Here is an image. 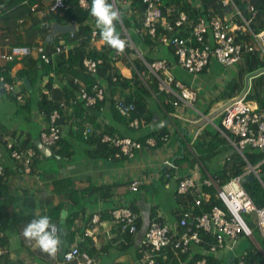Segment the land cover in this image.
Wrapping results in <instances>:
<instances>
[{
    "label": "built area",
    "instance_id": "obj_1",
    "mask_svg": "<svg viewBox=\"0 0 264 264\" xmlns=\"http://www.w3.org/2000/svg\"><path fill=\"white\" fill-rule=\"evenodd\" d=\"M133 0H111L116 8L120 11L122 8H130ZM145 8L142 14V28H135V31L141 34L148 33L152 37L156 36L157 30L162 28V34L159 38L161 45H168L174 49L177 55V61L170 63L165 58L153 61H147L138 46L134 43L130 33L124 27L123 37L127 41L124 53L119 54L113 50L114 58L121 60L126 58L130 63L132 70L136 71L140 79L148 89L154 82L157 84L159 91L167 93L169 100L176 110L183 107H194L198 98V92L178 80L174 74L175 67H181L191 74H198L208 67V65L216 60L226 67L235 66L246 54L252 52H260L264 56V28L255 31L252 23L257 15V9L254 4L249 3L247 11L251 14L246 17L238 8L234 0H223L224 16L214 14L209 18H200L196 22L189 20V15L185 11H178L174 4L166 6V14L163 13L161 0H142ZM79 4L83 9H90L91 0H79ZM68 7L66 0H35L31 5V11L36 15H44L47 12L58 13ZM3 6H0V15L3 14ZM22 22V20L20 21ZM122 23V19L120 21ZM69 24L75 25V32L79 28L78 21L73 20ZM189 30V35H183L184 31ZM52 29L42 39H36L35 45L8 46V50L0 54L1 59L5 62L13 61L15 58H22L31 55L33 52L41 53L42 59L50 62V57L45 52L44 45H55ZM71 32V33H72ZM57 35V34H56ZM251 35L252 39L247 40L246 36ZM244 36V38H243ZM92 42L95 46H101L104 41L99 38V29L95 27L92 30ZM161 46L156 48L160 50ZM68 47L57 45L55 53L67 52ZM141 58L147 67V71L152 74L146 75L145 71H140L136 64L135 58ZM102 60H94L86 58L84 66L86 73L96 74L98 65ZM98 79L91 87V91L85 82L80 83L81 87L76 92V96L72 99L74 103L84 102L86 107L95 106L99 101L106 99L107 87ZM116 80V78H114ZM16 82H8L5 76H0V90L4 92H13L18 99L23 98V94L18 93ZM154 95L157 93L155 91ZM18 93V94H17ZM114 107L123 116H129L135 110L133 101L126 102L122 96L115 98ZM61 107L65 104L61 102ZM167 113V112H166ZM168 114V113H167ZM178 117L177 112L170 113L168 116L169 123L172 117ZM222 126L226 131H221L228 139L232 150L240 155L245 167L241 174L235 175L227 182L221 183L219 177L215 174L207 173L201 179L193 176H178V164L172 159L163 161V168L167 178L175 177L178 181L177 193L179 195L192 198V208L183 211L179 217L177 224L170 225L152 218L146 224L139 222V214L129 207L120 206L112 210L113 218L112 227L119 224L122 231H127L134 235V242L141 247L142 251L150 250L147 256V264H163L155 257L162 260H168L169 253L180 258L190 252L191 244L200 245L205 250L202 257L198 258L195 264H209L208 256L222 259L227 257L233 260L238 258L236 254L241 237L254 239L253 227L247 221V217H251L264 239V206H257L253 201L250 193L245 188L243 182L249 174L254 175V180H259L264 188V181L260 177L264 158L256 164L249 161L246 153L264 152V110L253 106L246 101L244 96H235L230 98L221 112ZM61 119V112L55 109L50 116V121L40 135V141L44 146H53L64 134L65 124L58 123ZM72 124V123H70ZM133 128L141 126L140 120L134 118L130 122ZM73 130L79 131L80 124H72ZM84 128V127H83ZM175 130L158 135L149 136L144 143L133 138L122 136L118 133L111 135L103 134L102 141L121 147L126 153L133 156L137 150H150L158 146V140L168 142ZM97 130L87 124L82 131L85 139H89ZM6 147L11 151V158L14 163L21 167L22 175L31 174V163L37 156V150L34 146L20 147L17 139H8ZM228 160H232L233 152L228 153ZM5 172L2 160H0V175ZM142 181L134 180L130 187L133 191H138ZM211 193H210V191ZM213 192V194H212ZM217 201L215 204L213 202ZM207 209L197 214L194 212L196 207ZM98 215L93 217V223H99ZM58 227V226H57ZM59 229V227H58ZM60 230V229H59ZM112 230V229H111ZM111 230L106 231V236L111 235ZM60 232V231H59ZM87 235H93L92 230H86ZM203 234L213 237V241L209 242L208 238L204 239ZM257 247L262 251L264 256V248L260 245ZM4 251L0 249V254ZM79 255L77 245L71 246L68 250L62 252V259L65 262L72 261ZM237 264H246L245 260L240 259Z\"/></svg>",
    "mask_w": 264,
    "mask_h": 264
},
{
    "label": "crops",
    "instance_id": "obj_2",
    "mask_svg": "<svg viewBox=\"0 0 264 264\" xmlns=\"http://www.w3.org/2000/svg\"><path fill=\"white\" fill-rule=\"evenodd\" d=\"M263 23L264 15H261L253 22L252 28L255 31H259L256 28H260ZM36 35H38L37 32H35V36ZM7 47L8 46H0V54L7 51ZM251 54H255L257 58V63L253 65V60L247 58V56ZM121 62L122 61L119 60L117 66L122 74L128 78L133 77L132 68L126 64L128 67L125 66V68L130 72H128V74L124 73L123 67L120 66ZM216 62V60H213L205 71L197 75L190 74L189 72L186 74L185 69L178 66L174 68L173 71L176 78L198 92V98L194 107H183V109L176 110L179 115L177 117L179 129L176 131L178 135L172 134L168 142H162L161 145L150 150L140 151L132 159L123 158L107 161L106 158L104 159L99 155L90 153L85 146L79 149V145L76 144L77 150H80V154L82 155L80 158L77 160H75L74 157L73 159H63V162L56 163L52 160L51 155L44 154L40 149L41 154L38 156V163L34 166L33 172L29 175H21V171L17 170L13 160L8 157L6 148L0 144V158L4 161V167L7 165L10 167L9 169L13 170L7 178V183L5 182L6 188L0 191V226L4 229L3 232L9 237L10 254L12 259L16 261V264H42L36 262L33 257L41 258V260L46 258L45 255L47 254L41 252L35 242L26 241L22 236L24 227L36 216V218L48 216L51 222L60 228L59 235L62 244L57 257L58 260H61L63 263H75L72 261H63L62 252L67 250L72 244H79L87 253H85L84 259L81 258L80 260L77 258L79 260L78 264H112L119 262L147 264L146 259L151 251H142L141 247L138 246L136 242H133V244H131L132 246H130L127 251L117 249V246L123 243L121 242V237L114 233L112 220L108 212L121 204H127L137 208L142 226L152 218H157L159 221L170 225L177 224L181 213L188 209L189 203H192V198L177 193V178H167L165 176V170L162 164L163 161L166 159H173L175 163L178 164L177 170L180 178L181 176H193V173L189 172L188 168L196 162L194 159V156L197 158L195 153V141L198 139L197 137L201 136L203 131L205 133L203 139L207 138L206 140L214 143V146L207 145V147L209 146L215 149L220 146V151H222L226 145L231 147L228 139L225 138V135L221 132L222 130L219 129L221 124L216 122V119H219V121L221 120V111L227 100L237 95L244 96L245 100L250 102L253 106L264 110V56L257 51L246 54L244 59L234 66L237 69L238 75L235 74L236 71H227L224 76L222 74L218 76V78L209 75V73L212 72L211 65L215 66L216 69L224 68L219 63L216 64ZM5 63L7 62L0 57V67L5 65ZM19 67L20 65L14 66L13 70H11L12 76L16 74ZM80 79L82 80L83 78ZM212 80H216L220 86L218 87ZM102 83L107 87V97V95L109 96L112 92L109 90L110 88L108 89V84L106 82L102 81ZM21 85L18 87L20 88L17 89L18 91H21ZM134 85L127 89L125 93L132 95L137 88V86ZM56 86L57 85H55V87ZM6 93L5 91L0 94ZM122 93L119 91L114 92V98L121 96ZM51 95H53L54 100L61 101L65 99L63 91L59 89V86L54 89V93H51ZM24 96L29 97L28 94ZM9 97L12 96L9 94ZM155 97L157 98V95ZM150 104L155 110L154 114L160 116V121L164 123L168 120L167 111L163 108L161 103L153 100ZM114 111V108L109 104H104L100 110L95 107L87 109V112L92 113L96 121L101 123L100 128L106 129L107 125H111L122 130V132L119 133L123 134L122 122L116 117ZM15 112L16 108L14 114ZM71 114V111H67V116ZM76 116L80 119L78 115ZM76 116L74 115V117ZM34 117L37 123L38 121L42 123L37 112H34ZM74 117L72 119L67 120L65 118L62 120V123L65 124L64 133L66 136H70L69 130L72 128L71 125L73 124L70 123L74 122ZM5 119L6 118H0V126L6 124L8 128L13 129L16 132L15 137L17 141L23 147L28 145L31 146L33 142L36 144L37 140L40 139V133L36 132L34 129L36 127V125H33L34 122L27 123L23 126V122L19 120L10 124L7 121V123H4L3 120ZM88 124L92 126V122ZM148 124L147 122L146 126H148ZM150 127L159 131L160 128L163 127H166L167 131L175 130V127L170 126V124L158 126L151 122ZM145 132L146 130H144V128L134 130V138L142 137ZM198 134L200 135L198 136ZM223 138L227 140V142L221 141ZM89 149L92 152L93 149L91 147H89ZM188 152L194 155H192L191 160L180 162V159L187 156ZM233 157L234 154L232 156L234 160ZM59 158L60 156H58V159ZM197 160L199 161V159ZM47 163L50 166L43 167V164ZM181 171L183 173H181ZM63 177H71L76 187L77 197H84L86 198L85 200H88L85 202L86 205H83V209L75 216L74 222L71 225L72 229L78 230L75 240L72 243H70L65 236L67 230L65 218L71 211L70 206L72 201L69 200V195H58L52 188V182L55 179ZM193 177L200 179L202 175ZM134 180L142 181L138 191H133L130 187ZM159 180L162 182V186L158 184ZM151 190H153L152 193H149ZM189 200L190 202L187 203ZM35 203H37V206H34ZM60 205H63L62 209ZM27 209L31 210V212L27 211ZM64 210L67 211V214L62 216ZM19 211L22 212L19 214ZM15 215H17V223L14 221ZM95 215L99 216V223H93V217ZM86 230H92L93 235H87ZM108 230H111V235L106 236L105 232ZM113 238L116 239L113 240ZM125 242L127 243V241ZM130 242L131 241H129L128 244H130ZM263 243V237L259 240L256 236L254 239L243 236L240 239L236 254L240 255V253L244 251L247 252L255 248L264 259L262 251L257 247V245H260L264 248ZM108 244L113 245L108 253H103L101 251L97 253L95 247H105ZM137 248L139 249L136 250ZM93 249H95L96 254H94V252L92 253ZM204 250L205 248L202 246L192 243L189 255H187V260H183L182 257L181 260L179 258V260L172 263L175 264L176 262H180V264H189V262L196 258V255L198 256L200 253H203ZM170 255L171 253H169V257H171ZM155 259L159 262L166 261L158 257H155ZM216 262L231 264L228 255L222 259H214V264Z\"/></svg>",
    "mask_w": 264,
    "mask_h": 264
},
{
    "label": "trees",
    "instance_id": "obj_3",
    "mask_svg": "<svg viewBox=\"0 0 264 264\" xmlns=\"http://www.w3.org/2000/svg\"><path fill=\"white\" fill-rule=\"evenodd\" d=\"M33 1L35 0H0V6H3V11H4L3 14L0 15V46L35 45L37 43L35 35L34 37L29 36L28 38H25L23 34L27 33V31L30 28L35 27V32H37L38 37L42 39L44 36H46V34L49 32L50 29L48 27L43 28L44 23L49 24L51 22H57L59 24H69L73 20L78 21L79 23V28L77 31L72 33L68 32V33H61L55 35L54 36L55 45H51L47 43L44 45L45 52H47V54L50 57V62H46L45 60H43L41 53L33 52L31 55H28L26 57L15 58L13 61H9L5 63V65L0 67V76L1 75L5 76L6 81L8 82H16L17 80L23 81L22 83L23 90L18 91V93L23 94L22 92L31 91L34 86L38 87L36 101H34V98L31 96L25 97L24 94L22 99H18L16 94H14L13 92L6 91L17 101H24L21 105H17V107H15L16 112L14 114L17 120L23 122L24 124V125L22 124L23 126H25V124L30 122H34V123L37 122V120H35L34 117V112L38 113V115L41 118L40 120L42 121V123L40 122L39 124H37L38 126H40L38 131L40 135L44 130V128L47 126V123L50 121V116L55 109H58L61 112V119L58 120V123H62V120L65 118L67 120L72 119L74 115L75 116L78 115L80 117V119L77 116L74 117L75 118L74 122H71L73 124L76 123L80 124L81 128L79 129V131L73 130L71 128L69 130L70 139H67L66 134L64 133L62 137L53 146H51V149L53 151L51 157L53 161L57 163V162H63V159H73V157L77 152L76 144L79 145V143H83L84 146L88 148L90 153L92 154L94 153V155H99L104 159L106 158L107 161L108 160L114 161L123 158L132 159L138 154V152L142 151V150H137L135 151L133 156H130V154H126L121 149V147L111 145L110 143L102 141L103 134L108 133L111 135H116L119 132H122V130L111 125H107L106 129L100 128L101 123H98L96 121L92 113L87 112V109L90 107H86L84 105V102L82 101H79L78 103H74L72 101V99L76 96V92L81 87V85L76 81V78L77 79L83 78L82 81L83 80L85 81L90 91L94 82H96L99 78H101L102 81L108 84V89L110 88L109 90L112 93L109 96L107 95L105 100L99 101L95 106H93V108L95 107L96 109L100 110L104 106V104L111 105L112 108H114L115 110L114 112L116 117L120 119V121L122 122L123 130H124L122 136H127L144 143L147 137L149 136H158L159 134H164L167 132L166 127L160 128V131L157 129H152L150 127L155 112L154 108L150 104V102H152L153 100H156L157 102L161 103L163 108H165L168 113V114L166 113L167 116H169V112L170 113L176 112V108L172 104L171 100H169L167 93H165L164 91H159L157 89L156 82L152 84L151 89H148L146 85L143 83V81L140 79V77L138 76L137 72L134 70H133V77L128 78L124 76L121 70L119 69V67L117 66L118 59L114 58L113 56L114 49L110 48L105 43L102 44L101 46H95L93 44L92 30L96 27V25L94 18L90 15V9L88 10L83 9L79 4V0H66L68 7L65 10L59 11L58 13L47 12L44 15H36L31 11V5ZM161 1L163 4L162 9L164 14H166L167 11L166 6L170 4H174V6L177 8L175 14H177L178 11H185L189 15V20L193 22H196L200 18H209L214 14H220V10H223L222 0L219 1V6L217 8H214L213 0H161ZM234 1L238 6V8L244 13V15L246 17H250L251 14L247 11L248 6L242 0L240 1L234 0ZM251 2L255 5L257 9V15L255 17V20H257L261 15H264V0H251ZM109 3H111V0H109ZM144 8H145V4L142 2V0H133L130 8H122L121 11L123 13L122 23L119 22L117 24V29H119L118 33L121 30H123L124 27L128 30L129 33H130L129 31L130 28L133 29L142 28L143 24L141 23V19ZM129 18H133L134 21L132 22ZM21 20L22 22H20ZM263 27H264V23L260 28H256V29L261 30ZM161 30L162 28L157 30L155 37H152L148 33L141 34L140 32L137 31L134 36L130 34L134 43L138 46L140 52L147 61L155 60L156 53L159 52L156 51V48L161 44V42H159V38L161 37L162 34ZM119 34L121 35V33ZM181 34L189 35V30L184 31ZM122 37L123 35H121V38ZM99 38H101L100 35ZM246 39L251 40L252 36L247 35ZM58 44L64 47H68L69 50L67 52L64 51L61 53H55L56 46ZM168 47L170 52L173 54V57L167 60L170 63H174L177 61V55H175L173 48H171L170 46ZM126 50L128 53H130L131 49L130 50L126 49ZM86 58H92L94 60H102L101 64L98 65V72L96 74L85 72L86 69L84 66V60ZM247 58L253 60L252 65L257 63L256 62L257 58L255 54L248 55ZM126 60H125L126 64L128 66H131L130 63L127 62ZM135 64L140 71H145L146 75L148 74L152 76V74L147 71V67L141 58L139 57L135 58ZM16 65H20V67L16 71V74L12 76L11 70H13L14 66ZM25 77H28L31 83V87L29 89L26 88L25 86L24 83ZM114 78H116V80H114ZM134 84L137 86L136 91H134L132 95L126 94L125 91ZM55 85L57 86L55 87ZM58 86L59 89H62L63 96L65 98L61 101L54 100L53 95H51V93H54V89L57 88ZM117 91L121 93L123 92L121 96L124 98L126 102L133 101L136 105L135 110L132 111L129 116L121 115L114 107V103L116 100L113 94L114 92ZM153 91L157 93V98L154 96ZM61 102L65 104V107H61ZM67 111H71L72 114L67 116ZM134 118H138L140 120L141 126L139 128H133L130 126V122ZM177 120L178 118L173 116L170 125L179 128L178 125L179 123L177 122ZM87 122L88 123L92 122V126L97 130L92 136L89 137V139H85L82 134L83 129L88 124ZM147 122L149 123L148 126H146ZM142 128L146 130L145 134L142 137L134 138L135 135L133 136L131 132ZM172 134H177V133L176 131H174ZM200 134H198V136ZM15 136H16V132L13 129L8 128V125L4 124L0 126V144L3 145L8 151L9 158H11V151L6 147V141L11 138L15 139L16 138ZM204 136L205 133L203 131L201 136L197 137L198 139H196L195 142L198 148L202 152L204 151L205 153L207 150V145L214 146V143H211V141L206 140L207 138L203 139ZM221 141L227 142V140H225L224 138ZM17 144L18 146L23 147L18 141ZM161 144L162 142L158 140V146ZM31 146H34L37 150V156L34 157V160L31 163L32 172H33L34 166L37 165L38 163L37 159L38 156L41 154V150L34 142L31 144ZM89 147L93 149L92 152L89 149ZM195 153L201 161L200 154L197 152ZM58 156H60L59 159ZM80 156L82 155L80 154ZM238 156H239V160H241L240 162H237L236 164L230 166V168L220 171L218 172V174H216L219 177L221 183L227 182L230 178H232L235 175L241 174L242 171L244 170L245 162L240 155ZM246 156L251 163L256 164L264 158V152L249 153V154L246 153ZM0 160L2 159L0 158ZM2 162L4 165L3 160ZM263 166L264 163L262 164V167ZM15 167L17 168V170L21 169L20 165L17 166L15 164ZM9 168L10 167L5 165L4 167L5 172L3 175H0V191L6 188L5 182L7 181L9 174L13 172V170ZM52 188L53 191L58 195H64V194L69 195V200L72 201L70 206L71 211L68 213L67 217L65 218V226L67 228L65 236L67 237L69 242L72 243L75 240L78 230L72 229L71 225L74 222L75 216L78 215V212L83 209V205L85 206L86 205L85 202L88 200H85L86 198L84 197H77L76 187L71 177H63V178L55 179L52 182ZM245 188L248 190L253 201L257 206H264V193L261 196V193L263 192V188L261 193L253 190L251 187V183H246ZM189 202L190 200L187 203ZM216 202L217 201L213 202V204H215ZM34 206H37V203H35ZM120 206L129 207L130 209L138 213L137 208L133 206H129L127 204H121L117 207ZM60 208L62 209L63 205H60ZM191 208H192V204L189 203L188 209ZM205 209H207V206H204L203 209L202 207L201 208L196 207V210H194V212L199 214ZM27 211L31 212V210L28 209ZM21 212L22 211H19V214ZM108 214L110 215L109 217H111L112 219L113 218L112 209L110 212H108ZM16 220H17V215L14 216V221L16 222ZM247 221L253 227V232L255 234L257 232V229L255 228V222L249 216L247 217ZM139 222H141L140 217L138 219V223ZM114 233H116L117 236L119 235V237H121L122 239L121 242L123 243L117 246V249H122L127 251V249L130 246H132L131 244H133L135 240L134 235L127 231L125 232L122 231L119 224H115ZM202 236L204 239L208 238L209 242H212L214 240L213 237H208L205 234H203ZM114 239L116 238H113V240ZM125 241H127V243ZM129 241H131L130 244H128ZM76 245L78 246V250H79V255L77 258H79L80 260L81 258L84 259L85 253H87V251L84 250V248H82L81 245L79 244ZM112 246H113L112 244H108L105 247L100 246L99 248L97 247L95 248L97 249V253L98 252L100 253V251L103 253L106 252L108 253V251L110 250V248H112ZM9 247H10L9 237L5 232H3V229L0 226V249L4 251L3 253L0 254V264H16V261H14L11 257ZM138 249L139 248H137L136 250ZM93 252L94 254H96L95 249L92 250V253ZM187 255H189V253L186 255H181L180 260L182 259V257L183 260H187ZM170 256L171 257H169L168 260L163 261V264H171L172 262L174 263L176 260H179V258L175 257L173 254H171ZM201 256H202L201 253L198 256L196 255V258L193 259L194 261L192 260L191 262H189V264H195L196 260ZM239 256H240L239 259L235 258V260L231 264H237V261L240 259L245 260L246 264H264L263 258H261L260 263L258 262L259 259L258 257H260V253L256 251L255 248L247 252L244 251L243 253H240ZM77 258L73 259L72 262L79 261ZM208 259H209V264H214V259L211 256H209ZM112 264H129V263L119 262ZM175 264H180V262L179 263L176 262ZM215 264H221V263L216 262Z\"/></svg>",
    "mask_w": 264,
    "mask_h": 264
},
{
    "label": "rangeland",
    "instance_id": "obj_4",
    "mask_svg": "<svg viewBox=\"0 0 264 264\" xmlns=\"http://www.w3.org/2000/svg\"><path fill=\"white\" fill-rule=\"evenodd\" d=\"M219 1L220 0H213L214 8H217L219 6ZM238 1H240V0H238ZM121 11H122V9H121ZM220 15L221 16H224L225 15V13L223 12V10H220ZM129 19L132 22L134 21L133 18H129ZM117 31H119V29H117ZM122 31L123 30H121L119 32V33H121V35H122ZM129 31H130V34L132 36H134L135 33H136L135 29H133V28H130ZM23 35H24L25 38H28L29 36H33L34 37V35H35V27L30 28L27 31V33H24ZM37 38H38V35H36V39ZM155 57L157 59H162V58L169 59V58H172L173 57V54L170 52L169 47L167 45L162 44L161 45V48H160V51L158 53H156V56ZM133 58H135V57L133 56ZM125 60L126 59H124V57L121 58V61L122 62L120 63V66L123 67L124 73L128 74V72H130V71L125 68V66H126ZM126 61H129V60H126ZM218 63L219 62H216V64H218ZM219 64L222 65L224 68H222V69H216L215 66H212L211 65L212 72H210L209 75H212V77H217L218 78V76H221L222 74L224 76L226 74L225 72H227V71H232V72L233 71H236L235 74L238 75L236 67H234V66L226 67V66H224L221 63H219ZM126 67H128V66H126ZM185 73L188 74L186 70H185ZM212 81L216 85H218V87L220 86V84L217 83L216 80L215 81L212 80ZM22 83H23V81L18 80L17 89H20L18 87ZM22 90H23V86L21 85V91ZM22 93L24 95H27L28 94L29 96H31V97L34 98V101H36V96H37V93H38V87L37 86H34L31 91L22 92ZM23 102L24 101H17L16 99H14L12 97H9V93L0 94V118L1 119L2 118H6L5 120H3L4 123L6 121L8 123H10V124L17 122V119L15 118V115H14L15 107H17V105H21ZM216 122L218 124H221V120L219 121V119H216ZM38 123H40V122L38 121ZM38 123L36 122V123L33 124V125H36V127L34 128L36 132H38L39 131V128H40V126L37 125ZM131 134L134 136L133 131L131 132ZM66 137L70 139V136L69 135H67ZM83 146H84L83 143H79V149H81ZM195 151L200 154L201 161L202 162L200 161V159L198 158V156H197V158H195V156L191 152H188L187 156H185L183 159H180V162L190 161L191 158H192V155L194 156V159L196 160V162H194L188 168L189 169V172H192L193 173V174L191 173L193 176H200V175H202V177H203L207 173H210V174H214L215 175V174H218V172L223 171L225 169H228V168H230V166H232V165L236 164L237 162H240L241 161V160H239V156L237 155V153L235 151H233L232 148L229 147L228 145L224 146V149L222 151H220V146L219 147H216L215 149H212V147H209L208 146L206 152L204 153V152H202L198 148V146L196 144L195 145ZM231 152L234 153V158H235L234 161H233V159L232 160H228L227 159L230 156L228 153H231ZM74 158H75V160H77L78 158H80V150H77ZM197 159H199V161ZM44 166L49 167L50 165L47 163V164H43V167ZM181 173H183V172L181 171ZM260 177L264 180V166L261 168ZM250 183H251V187H252L253 190L261 193L262 188H263V185H262V183L259 180L256 179L254 182H250ZM158 184L160 186H162V182L160 180L158 181ZM127 190H128V186H127ZM152 191L153 190H151L149 193H152ZM263 193H264V188H263V192L261 193V196L263 195ZM125 197H127V196H125ZM36 217H34V219ZM5 229H7V228H5ZM16 232H17V230H16ZM260 234H261L260 231L257 229V232L254 235L257 237V239L261 240L262 237H261ZM58 253H57V255H58ZM57 255L55 256V258H52L50 256L45 255L46 258L45 259H42V260H41V258H37V257H33V259L36 262H40L42 264H62L63 262L61 260L60 261L58 260ZM258 258H259L258 261L260 263L261 258H262V255L260 254V257H258ZM63 264H68V263H63ZM74 264H78V261H75Z\"/></svg>",
    "mask_w": 264,
    "mask_h": 264
},
{
    "label": "clouds",
    "instance_id": "obj_5",
    "mask_svg": "<svg viewBox=\"0 0 264 264\" xmlns=\"http://www.w3.org/2000/svg\"><path fill=\"white\" fill-rule=\"evenodd\" d=\"M242 1L246 5L252 3L251 0H242ZM222 6H223V0H222ZM90 15L94 18L95 25L99 29V35L101 39L104 41V43L110 48L116 50L117 53L119 54L124 53L127 47V41L125 39H122L121 35L117 31V24L121 21L123 13L118 8H116L113 3H109V0H91ZM159 46H161V44ZM205 70L206 69H204L203 71ZM193 75H197V74H193ZM76 81L79 84L84 82L81 79H77V78ZM219 129L226 131L225 128L222 126V117H221V126ZM170 131L171 130L167 132ZM59 231L60 230L58 229L57 225L52 223L48 216H40L39 218L32 219L24 227L22 231V236L26 241L35 242V244L39 247L41 252L46 253L48 256L52 258H55L62 244ZM209 256H211L213 259H219V258H215L212 255ZM234 260L235 259L233 260L229 259L230 263H232Z\"/></svg>",
    "mask_w": 264,
    "mask_h": 264
},
{
    "label": "water",
    "instance_id": "obj_6",
    "mask_svg": "<svg viewBox=\"0 0 264 264\" xmlns=\"http://www.w3.org/2000/svg\"><path fill=\"white\" fill-rule=\"evenodd\" d=\"M51 28L52 31V35H56V34H61V33H68V32H72L75 30V25L74 24H59L57 22H51V23H44L43 24V28ZM24 83L26 88H30L31 87V83L28 79V77L24 78ZM4 89L0 90V93H3ZM153 124H157L158 126L161 125H167L169 123V120H166L164 123L163 121H160V116L158 114H154L153 119H152ZM154 126V125H153ZM37 146L39 149L42 150V152L46 155H52L53 151L50 147L44 146L43 143L40 140H37L36 142ZM243 182H253L254 181V175L253 174H249L247 175L245 178H243L242 180ZM67 214V211L64 210L62 212V216H65Z\"/></svg>",
    "mask_w": 264,
    "mask_h": 264
}]
</instances>
